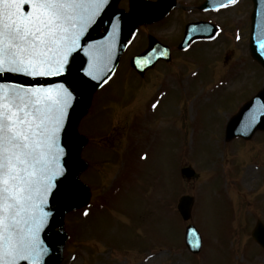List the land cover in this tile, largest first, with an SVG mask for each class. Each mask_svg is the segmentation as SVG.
<instances>
[{
	"label": "rangeland",
	"instance_id": "obj_1",
	"mask_svg": "<svg viewBox=\"0 0 264 264\" xmlns=\"http://www.w3.org/2000/svg\"><path fill=\"white\" fill-rule=\"evenodd\" d=\"M202 1L176 0L165 17L139 19L111 79L85 96L75 127L85 141L63 188L75 201L54 225V264H264L251 236L256 220L264 223V132L224 139L230 114L264 87L248 49L252 1L212 11L195 7ZM136 2L159 0H118L95 40ZM200 19L220 32L180 52L184 27ZM147 35L170 46L172 59L141 78L129 61ZM185 165L195 178L181 172ZM183 194L194 196L187 221L177 210ZM189 223L203 239L198 254L184 244Z\"/></svg>",
	"mask_w": 264,
	"mask_h": 264
},
{
	"label": "snow or ice",
	"instance_id": "obj_2",
	"mask_svg": "<svg viewBox=\"0 0 264 264\" xmlns=\"http://www.w3.org/2000/svg\"><path fill=\"white\" fill-rule=\"evenodd\" d=\"M103 2L0 0V264L22 260L39 264L35 245L24 241L20 226L27 222L23 214L32 207L33 193L39 191L36 185L47 192L54 176L62 174L60 169L51 170L49 156L55 159L53 153L63 152L56 138L71 97L63 85L61 98L55 85L29 86L3 78L8 73L31 77L62 73L72 46H78L79 35ZM258 43L264 48V31ZM53 47L55 57L49 55Z\"/></svg>",
	"mask_w": 264,
	"mask_h": 264
},
{
	"label": "water",
	"instance_id": "obj_3",
	"mask_svg": "<svg viewBox=\"0 0 264 264\" xmlns=\"http://www.w3.org/2000/svg\"><path fill=\"white\" fill-rule=\"evenodd\" d=\"M115 1L105 0V2L99 4L92 21L86 24L84 31L79 35L78 46H72L73 51L68 56L62 73L37 77L8 73L3 78L5 82H15L29 86L55 85L57 86L56 90L60 92L61 98L64 94L59 89L60 85H63L71 93L68 106L65 108L63 124L56 138V143L63 149V152L53 153L56 157L55 159L51 155L49 156L51 170L54 172L60 169L62 174L54 176L47 192H44L39 184L36 185L39 191L33 193L32 207L26 214H23L24 220L27 222H22L20 226L23 231L24 241L35 245V252L39 254V264L54 263L60 239L53 231V224L60 213L67 207L72 206L75 201L74 196H66L63 193V188L71 173L77 167L75 155L79 147V140L74 135L73 129L83 98L108 72L134 23L140 18L161 16L170 5L169 0H161L156 5L136 4L129 22H123L121 17H117L112 20L106 36L101 41H91L90 36L93 30L108 14ZM252 2L249 48L253 58L264 67V48H261L258 43V38L261 32L264 31V0H252ZM225 3H228L227 0H206L200 7L213 8ZM80 26L81 23L77 22V31ZM210 27L209 30H206V28H195L193 24L186 26L185 36L179 47L186 46L194 38L212 36L215 32V27L212 25ZM157 47L158 43L154 39L149 38L148 48L143 53L132 58L131 65L141 75L152 68L158 60L169 59ZM49 55L52 57L56 56L55 47H53ZM262 106H264V88L244 103L238 112L230 118L226 128V137L231 138L239 135L248 139L256 130H264V107ZM253 115L256 117L254 120L252 119ZM182 173L189 177L193 172L188 168H184ZM191 206V197L185 195L180 198L177 208L184 220L190 217ZM44 213L47 215H44ZM37 225L38 230H36ZM33 231L35 232L34 236L32 235ZM252 236L264 246V227L260 223H257ZM2 242L6 248L8 244L7 233H5ZM185 243L192 252H196L200 248V236L192 225L187 226L185 229ZM20 264H31V262L22 260Z\"/></svg>",
	"mask_w": 264,
	"mask_h": 264
},
{
	"label": "bare ground",
	"instance_id": "obj_4",
	"mask_svg": "<svg viewBox=\"0 0 264 264\" xmlns=\"http://www.w3.org/2000/svg\"><path fill=\"white\" fill-rule=\"evenodd\" d=\"M97 30H96V32H97ZM96 32L92 33V35L90 37V39L93 40V41H96L97 40V39L95 40V38H94ZM73 133H74V129H73Z\"/></svg>",
	"mask_w": 264,
	"mask_h": 264
}]
</instances>
